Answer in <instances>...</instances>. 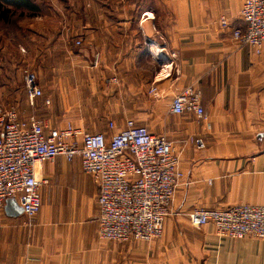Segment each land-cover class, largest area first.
<instances>
[{
	"label": "crops",
	"instance_id": "obj_1",
	"mask_svg": "<svg viewBox=\"0 0 264 264\" xmlns=\"http://www.w3.org/2000/svg\"><path fill=\"white\" fill-rule=\"evenodd\" d=\"M66 1L52 12L62 27H35L24 39L48 67L30 108L46 111L49 127L67 119L106 139L132 119L171 143L182 175L160 237L115 242L97 237V186L79 157L44 160L38 212L26 221L16 199L3 203L0 264H264V239L218 236L211 223L187 220L197 208L264 204V49L230 37L243 0ZM186 86L199 91L204 120L169 111ZM23 95L18 106L28 109Z\"/></svg>",
	"mask_w": 264,
	"mask_h": 264
},
{
	"label": "built area",
	"instance_id": "obj_2",
	"mask_svg": "<svg viewBox=\"0 0 264 264\" xmlns=\"http://www.w3.org/2000/svg\"><path fill=\"white\" fill-rule=\"evenodd\" d=\"M241 27L230 31L231 39L250 47L255 54L264 49V0H243L238 12ZM220 26L226 20L219 18ZM79 45V39L74 40ZM97 55L95 54L93 62ZM29 107L41 96L32 71H21ZM156 96L154 87L149 89ZM199 91L190 86L175 93L169 103L172 114L190 112L204 120ZM43 99V104H48ZM108 128L114 124L109 121ZM80 145H77V143ZM194 144L201 146L199 139ZM55 155L67 161L79 157L81 170L97 186L98 239L115 242H151L161 235L163 219L169 213L174 187L181 177L171 143L132 119H126L107 139L65 122L49 127L32 113L0 105V211L8 198L16 199L29 221L39 210L37 190L43 180L39 165ZM190 226L211 223L218 236L232 239H264V204H236L224 208H197L187 213Z\"/></svg>",
	"mask_w": 264,
	"mask_h": 264
},
{
	"label": "rangeland",
	"instance_id": "obj_3",
	"mask_svg": "<svg viewBox=\"0 0 264 264\" xmlns=\"http://www.w3.org/2000/svg\"><path fill=\"white\" fill-rule=\"evenodd\" d=\"M38 1L43 4L41 13L39 14H29L25 10L12 8L0 14V105L13 107L24 114L32 113L49 126L50 120L47 116H44L47 115L46 111L43 110L42 113V110L34 112L35 110L33 109L35 108H30L28 105H26L28 109L18 106L23 102L24 96V88L21 79L22 69L26 68L32 71L35 75V79L39 81L48 76V67L40 64L39 60L33 57V54L29 55L26 47H24V39L29 37V31L31 32L35 27L47 25L51 27H58V25L60 27L63 26V20L56 19V14H53L57 12V8H61V3L56 4L54 0L53 2H50L51 0ZM5 6L6 5L2 4V8H5ZM22 30L24 33H22ZM21 48H23V51ZM68 51H70V48ZM1 53L4 54L3 58L1 57ZM17 55H19V57H17ZM158 59L156 58V60ZM40 97H42V90ZM46 99L49 100L47 97ZM49 105L50 101L43 106L47 108ZM33 107H35V102ZM65 122L70 121L64 119L63 124ZM78 188L80 189L81 187L78 186Z\"/></svg>",
	"mask_w": 264,
	"mask_h": 264
},
{
	"label": "trees",
	"instance_id": "obj_4",
	"mask_svg": "<svg viewBox=\"0 0 264 264\" xmlns=\"http://www.w3.org/2000/svg\"><path fill=\"white\" fill-rule=\"evenodd\" d=\"M59 2L66 9L69 8V5L66 0H59ZM2 4L6 5L5 8L4 7L2 8ZM42 7H43L42 2L38 0H0V14L2 12H6L7 10H10L9 8L25 10L29 14H37V13L39 14L41 13ZM78 12L79 13L81 12L80 7L78 8ZM22 33H24L23 30Z\"/></svg>",
	"mask_w": 264,
	"mask_h": 264
},
{
	"label": "water",
	"instance_id": "obj_5",
	"mask_svg": "<svg viewBox=\"0 0 264 264\" xmlns=\"http://www.w3.org/2000/svg\"><path fill=\"white\" fill-rule=\"evenodd\" d=\"M20 212H21V211H20ZM20 212H19V209H18V210H17L16 212H14V213L18 214V213H20Z\"/></svg>",
	"mask_w": 264,
	"mask_h": 264
}]
</instances>
